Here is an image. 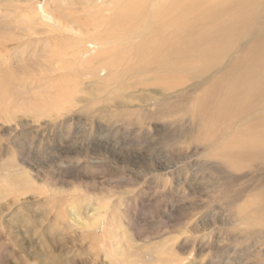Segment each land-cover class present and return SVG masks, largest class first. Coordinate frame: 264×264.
<instances>
[{"label":"rangeland","instance_id":"rangeland-1","mask_svg":"<svg viewBox=\"0 0 264 264\" xmlns=\"http://www.w3.org/2000/svg\"><path fill=\"white\" fill-rule=\"evenodd\" d=\"M63 1L0 0V264H264V161L238 155L264 123L203 85L210 60L192 79L130 72L127 0Z\"/></svg>","mask_w":264,"mask_h":264},{"label":"bare ground","instance_id":"bare-ground-1","mask_svg":"<svg viewBox=\"0 0 264 264\" xmlns=\"http://www.w3.org/2000/svg\"><path fill=\"white\" fill-rule=\"evenodd\" d=\"M122 1H126V0H113V1L108 0L107 4L110 3L113 5H117L118 3L122 2ZM127 1L130 2L128 14L131 16V18H126V19L128 21H131L132 15H134L136 20L138 22H141L140 25L137 28H135L136 30H140L139 33L137 32L140 35L139 36L140 39L138 38L140 41L136 40L138 42H136V44L133 46V48L130 51L134 55V60H135L136 65L133 66L132 63L134 61H132V62H128V67H126V68H128V70L130 72L137 71L138 74L140 73V75L141 74L145 75V76L149 75V77H152L156 80L157 79L159 80V79L164 78V77H165V79L170 78L173 80H183L182 78H180L182 76H185L187 79H192V77L198 76L199 75L198 73L200 72L199 70H197V68H195V66H197V64L199 66L203 62V60H205V59L210 60V62H209L210 66H209L208 70H211L210 76H212V77H209L206 80L202 79L203 85L208 89H216L220 93L221 98L223 100L227 101L230 96H233L234 102L231 103L230 107H236V110L234 111V116H232L234 119H243V120L252 122V124L257 123V122L259 124L264 123V0H127ZM63 2H65V0ZM103 2L104 1L102 0L101 3L104 4ZM27 3H30V2H27ZM83 3H84V1H83ZM97 5L98 4H96V6ZM31 6L33 8H36V6L35 7L33 5H31ZM59 6L57 8H59ZM79 6H81V5L79 4ZM67 7H68V5H67ZM72 7H75V6H72ZM101 7H102V5L100 6V9H101ZM122 7H123V5H122ZM60 8H61V6H60ZM109 8H110V5H109ZM44 9L47 10L46 8H44ZM65 9H66V5H65ZM104 9H106V8H104ZM154 9H156V10H154ZM27 10L28 9H26V11ZM30 10L31 9H29V11ZM60 10H62V8L58 9V13L62 12ZM69 10H71V9L69 8ZM69 10L67 8V11H69ZM32 11H34V10H32ZM72 11H74V9ZM89 11L87 13H89ZM74 13H76V11ZM69 14H71V13H69ZM66 15H67V13H66ZM97 15H99V13ZM90 16H92V15H90ZM59 18H60V16H57V19H59ZM57 19H55V20H57ZM28 20H30V19H28ZM69 20H70V18L68 19V21ZM60 21L62 22V25L58 26V30H61V31L65 32L66 34L71 35L72 33L71 34L69 33L71 31H69V29H68L69 27H67L70 25V23H68L69 24L68 25L67 23L63 22L64 20L63 21L60 20ZM54 23L56 24L55 21H54ZM114 23H116V22H114ZM130 23H132V22H130ZM3 25L5 26L4 23H3ZM72 27H74V26H72ZM70 30H72V28H70ZM101 31L104 33V35H107L108 37L112 36L113 30H110V27L108 26V24H107L106 29H101ZM42 33H48V32H42ZM16 35L20 36V37H18V39H21V37H22L21 35H19V34H16ZM42 35H44V34H42ZM49 37H50V35H49ZM136 37H138V35H136ZM136 37H134V38H136ZM123 39H126V37ZM33 40H35V39L33 38ZM96 40H97V43L100 44V41H98V39H96ZM112 40L119 41L118 38H114ZM104 41H105V39H104ZM117 44L118 43H116V45ZM53 45H55V44H53ZM116 47L117 46L114 45V48H116ZM64 49H65V47H64ZM64 49H62V50H64ZM67 50H68V48H67ZM79 50H80V48H79ZM82 52H83V50H82ZM58 53H57L58 55H62V54H60V52H58ZM63 53H65V52H63ZM73 53H75V52H73ZM87 53H86V56H87ZM77 54H79V52H77ZM71 55H74V54H71ZM86 56L84 58H87ZM115 56L117 57L118 55H115ZM73 57H77V56H73ZM79 57H81V56H79ZM93 57H95V56H93ZM88 58H87V60H88ZM123 58H124V55H123ZM82 59L80 58V60H82ZM87 60L85 59V63H87L88 61H90V63L92 61H95V60L91 61L90 59L88 61ZM124 60H126V59H124ZM96 61H97V59H96ZM222 61L224 63V66L222 69H218V68H220L219 63H221ZM225 61H226V63H225ZM201 66H200V68H201ZM235 76H238L239 78L244 79V84H246L244 86L245 88L242 87L241 85H236L235 83L234 84L236 86L233 89H226L224 87V85H220L223 80L228 81L230 83V85H232L231 79H235ZM113 77H115V76H113ZM213 77H215V78H213ZM238 81H239V79H238ZM202 83H201V85H202ZM5 85L6 84H4L3 86H5ZM179 85H180V83H179ZM204 86L202 88H204ZM170 87L171 86H167L166 88H170ZM172 87H174V86L172 85ZM48 90H50V89H48ZM5 91H6V89H5ZM123 92H124V90H123ZM233 93H234V95H233ZM201 94H203V92ZM205 94H203V95H205ZM112 95H113V93H112ZM56 98H57V96H56ZM246 98H249V100H251L253 103L247 104ZM60 99L63 100L62 97ZM38 101H39V99H38ZM65 102H67V101H65ZM40 104H43V103H40ZM190 105H192V104H190ZM59 110H61V109L59 108ZM35 112H36V110H35ZM217 114H218V112H217ZM193 123H194V121H193ZM226 129H228V128H226ZM231 131H233V130H231ZM258 132H262V131L256 130L255 134H257ZM253 134H254V132H253ZM255 134H254V136H255ZM232 136H235V135L232 134ZM236 136L238 137L240 135H236ZM237 137H236V139H237ZM250 138H251V136H250ZM261 138H263V137H261ZM251 144H253V143H251ZM247 146L248 145H246V147ZM238 147H240V146H238ZM250 147L248 146V148H250ZM248 148L242 150L241 152H238L239 156L247 158L248 160H250L248 165H255V163H257V160L264 161V145L259 146V142H258L257 147L250 148V149H248ZM232 157L235 158L233 155H232ZM251 167H254V166H251ZM164 252H167V251L165 250Z\"/></svg>","mask_w":264,"mask_h":264}]
</instances>
